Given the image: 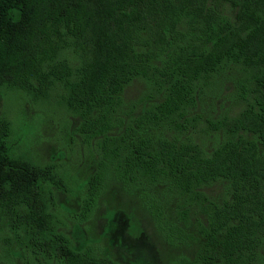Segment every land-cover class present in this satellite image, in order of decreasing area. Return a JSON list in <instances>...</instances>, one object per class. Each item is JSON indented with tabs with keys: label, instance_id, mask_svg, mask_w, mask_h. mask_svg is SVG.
Segmentation results:
<instances>
[{
	"label": "trees",
	"instance_id": "1",
	"mask_svg": "<svg viewBox=\"0 0 264 264\" xmlns=\"http://www.w3.org/2000/svg\"><path fill=\"white\" fill-rule=\"evenodd\" d=\"M235 65L246 73L231 91L240 108L206 119L216 133L206 147L193 137L205 87ZM136 78L147 86L140 106L123 108ZM6 89L56 91L97 149L65 220L49 203L66 191L59 173L15 153L0 115V218L14 264H121L81 224L104 202V218L120 208L131 227L145 213L169 264H264V0H0ZM215 182L218 198L205 189ZM110 183L135 201L111 204Z\"/></svg>",
	"mask_w": 264,
	"mask_h": 264
},
{
	"label": "rangeland",
	"instance_id": "2",
	"mask_svg": "<svg viewBox=\"0 0 264 264\" xmlns=\"http://www.w3.org/2000/svg\"><path fill=\"white\" fill-rule=\"evenodd\" d=\"M245 77V71L235 65L216 74L207 83L199 110L202 116L198 119L196 133L193 135L202 145L211 147L216 134L214 130L210 132L206 119L231 116L240 108V103L233 99L231 91L234 89L233 85ZM146 89V83L142 79L132 80L122 92L126 103L123 108H128L132 102L138 108L139 98ZM55 92L35 98L19 89H6L0 94V115L11 120V147L15 153L39 164H51L59 173L66 191H59V195L49 203L60 213H68L65 207L79 209L78 201L85 192L81 180L91 170L97 157V149L81 140L82 134L76 129L79 116L59 103ZM114 187L110 183L109 189L105 190L107 196H110L111 204L129 205L132 200L135 201L133 194H125L121 190L112 195V190L116 191ZM205 189L212 197L218 198L224 193L225 187L215 182L207 184ZM108 206L109 203H101L81 222L90 237L97 240L94 245L101 252L110 253L111 256L112 250L121 252L125 256L120 257L121 264H130L129 259H134L133 264H169L167 259L172 252L168 246H163L153 221L145 213L139 215L141 223L131 227L133 223L129 211L120 212L118 208L111 219L104 218L103 212ZM61 214L67 220L68 217ZM68 215L71 216L69 213ZM107 221L110 230L105 234L103 225ZM9 234L8 222L0 218V264L15 263L8 258L14 256L13 250L18 246L14 242L7 243ZM99 234L101 238H98ZM8 246L11 249L9 254L6 251ZM260 252L264 255V247ZM16 260H22V257H15Z\"/></svg>",
	"mask_w": 264,
	"mask_h": 264
}]
</instances>
